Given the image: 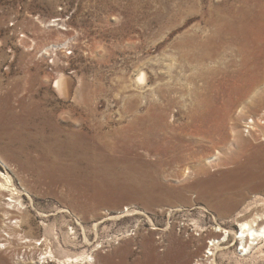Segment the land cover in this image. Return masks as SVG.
<instances>
[{"label": "rangeland", "instance_id": "1", "mask_svg": "<svg viewBox=\"0 0 264 264\" xmlns=\"http://www.w3.org/2000/svg\"><path fill=\"white\" fill-rule=\"evenodd\" d=\"M263 18L264 0H0V181L24 209L0 186V228L14 212L60 260L208 264L222 227L216 264H264L234 233L264 198Z\"/></svg>", "mask_w": 264, "mask_h": 264}, {"label": "bare ground", "instance_id": "2", "mask_svg": "<svg viewBox=\"0 0 264 264\" xmlns=\"http://www.w3.org/2000/svg\"><path fill=\"white\" fill-rule=\"evenodd\" d=\"M262 26H263V30H264V18L262 21ZM264 43V42H263ZM264 49V47H263ZM52 64V61H51ZM143 77V74H140V76L138 77V80L140 81ZM66 78H63V75L61 74V72L58 73L57 75V80L55 82V84L57 85L56 90L58 91L59 94H66L67 91V86H66V82L65 80ZM1 161L4 163L3 159L0 158ZM10 177L8 175H3L2 177V181H0V186L4 187L6 189V191L9 192V199H11L12 201L6 200L4 202V204L7 206V208H9L10 210H17L20 211L24 210L21 209L19 207L22 206L21 201L18 198H14V195L16 193H14L15 189L10 188ZM6 196V195H4ZM261 203L259 202H253V203H248L245 206L246 209V213L247 214H243V215H239L236 217V222L237 225L239 227V229L234 232L235 235H237L239 237V239L241 240V242L243 243V247L241 248L242 250L249 251L250 248H252L253 245H257L258 241H260L261 239H264V198H261ZM3 204V205H4ZM13 215L15 214L14 212L5 210L4 215L7 216V220L10 219L8 222H3V226L0 228L1 232H4V234L0 233V243L2 245H4V250H10L11 249V245L14 243V241H16V239L20 240L21 243L26 244L25 246L30 247L31 245L34 246V248H36V246L38 245L39 247H44L45 251L42 252L43 255L48 254V257H51L53 259H56L57 262L59 264H92L95 260V251H97V249L92 250L88 255H80V256H76V257H66L62 260H60L59 258H57V256L55 255L52 246L54 241L59 245L61 243V240H59V237L57 235H55L53 237V241L50 238L44 237L43 241L38 242V240H35L33 238H26L25 236H22L19 234L18 229L20 228L21 224L18 225H12L13 223L17 222L16 220L12 223V218L9 217V215ZM21 214H23V212H21ZM19 221V220H18ZM16 224V223H15ZM230 231L231 229L227 230L224 229L222 227H219L216 232H220L218 238H213L210 239L211 244L209 245L210 247L207 249V252H205L206 254V258L209 260L208 264H216L215 260H214V255L217 248H219L221 245L226 244L227 243V239L230 236ZM76 232L72 233L73 237L76 236L75 234ZM72 235L68 232L66 234L63 235L62 240L64 243L67 242L68 243H72V239H73ZM84 239L85 241L88 243V237L87 234L84 232ZM17 240V241H18ZM84 241V242H85ZM62 248V245H59ZM11 253V255L14 257H17V260L15 262V264H27V260H34V257L32 255L29 254H21V259H19V252H16L15 250H10L9 251ZM62 252H65V249H62ZM210 256L212 258H210ZM47 256H44L43 258H46ZM180 261L177 260V262H175L176 264H180ZM5 263V262H4ZM3 264V263H2ZM38 264V263H37ZM201 264V263H199Z\"/></svg>", "mask_w": 264, "mask_h": 264}, {"label": "built area", "instance_id": "3", "mask_svg": "<svg viewBox=\"0 0 264 264\" xmlns=\"http://www.w3.org/2000/svg\"><path fill=\"white\" fill-rule=\"evenodd\" d=\"M50 65L52 66V64L50 63ZM256 120H255V118L254 117H248V118H246V120H245V122H244V124H243V130H244V133H246V134H251V131L253 130V129H255V127H256ZM260 122H261V124H262V126H263V128H262V139L264 140V119L262 118L261 120H260Z\"/></svg>", "mask_w": 264, "mask_h": 264}]
</instances>
